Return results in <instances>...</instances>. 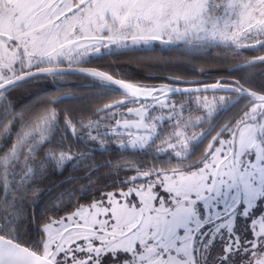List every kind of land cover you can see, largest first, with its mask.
I'll return each instance as SVG.
<instances>
[{"label":"snow or ice","instance_id":"6c2138e0","mask_svg":"<svg viewBox=\"0 0 264 264\" xmlns=\"http://www.w3.org/2000/svg\"><path fill=\"white\" fill-rule=\"evenodd\" d=\"M131 55L174 66L223 56L229 79L167 75L149 87L124 69L89 66ZM257 68L264 0H0V264H264ZM77 75L110 94L91 112L97 119L56 107L99 99L65 89ZM19 89L33 91L17 108ZM113 147L162 166L97 164L95 153ZM106 166L112 191L95 187ZM73 203L65 216L49 214Z\"/></svg>","mask_w":264,"mask_h":264},{"label":"trees","instance_id":"16d2710c","mask_svg":"<svg viewBox=\"0 0 264 264\" xmlns=\"http://www.w3.org/2000/svg\"><path fill=\"white\" fill-rule=\"evenodd\" d=\"M166 54V53H165ZM255 53L248 52L246 55H254ZM225 60V57L221 56L217 59L215 56H207L203 59H198L194 61L192 65H183V66H174V65H165L163 63H157L155 60H144L138 58L136 55L131 56H113L111 60L104 59L94 62L93 64L89 65L92 67L107 69V68H120L124 69L127 73L124 78L131 79L138 82H141L146 85H160L163 83H170L168 80L162 79V77L167 75H181L187 80L192 81H204L206 83H213L217 79H229L227 75V69L222 66V62ZM112 61L116 63L113 64ZM168 68V72L160 71L162 68ZM204 70V74L201 75L199 73V69ZM255 77L250 81V84L254 87L259 89L261 87L262 82H264V68H257L254 70ZM234 78L240 79L241 82H244L245 77L248 75L247 73L236 72L232 74ZM86 84H89L88 80L81 78L80 76H73L68 79L65 84L66 90H73L72 92L75 96H88V97H99V99H67L63 104L56 105L59 109H67L72 118L78 119L81 116L90 117L91 119H97L96 116H92L91 112L93 111L94 107H100L104 103L109 102V93H103L98 89L95 91H87ZM50 87V86H48ZM81 88L85 91H78L77 89ZM33 90L28 89H19L12 94L13 100L16 102L17 108L21 104L27 103L31 99V93ZM223 93V92H222ZM222 95H227V93H223ZM196 114H201L198 110L194 109ZM16 131V126L13 127V132ZM11 138L9 137L3 144L5 146L10 145ZM96 163L103 164L105 161H112L113 163L120 162L121 165L125 163H135L140 165H150V164H157V166H162L159 160H152L151 156H145L144 153H137L134 154L132 151H126L123 153L124 159L121 158V154L113 147L112 154L109 155H102L99 152L95 153ZM68 175V172L65 171L64 176ZM77 176H83V172L75 173ZM135 175L134 171H124L121 170L119 172V176L121 178ZM64 176H55L53 177L56 180L63 179ZM99 176V182L95 186L97 189H103L106 191H112L113 188L109 187L111 181L115 180L117 177L112 174V169L110 167H102L100 171L97 173ZM79 183H86V181H79ZM70 186H78L77 185H66L65 187ZM99 191L95 192V195L99 197ZM91 197L87 199H82L80 203H90ZM75 208V203L69 205L67 208L63 209L62 211L52 213L50 215H55L59 217L63 214L73 211ZM39 212V208L37 209Z\"/></svg>","mask_w":264,"mask_h":264},{"label":"flooded vegetation","instance_id":"af4514ba","mask_svg":"<svg viewBox=\"0 0 264 264\" xmlns=\"http://www.w3.org/2000/svg\"><path fill=\"white\" fill-rule=\"evenodd\" d=\"M90 67H92V66H90ZM86 85H88V84H86ZM179 85H189V84H183L182 83V84H179ZM77 90L78 91H85V90H82L81 88H79ZM86 90L87 91H95L94 88H87ZM67 91H73V90H67ZM242 107H243L242 104H239V105H236L235 107H233L226 115L223 116V119L220 122L223 123L224 121L229 120L231 117L236 116L237 114H239V112H240ZM206 143H207V141L205 142V145H206ZM198 157H199V152L197 153V157H195V158H198Z\"/></svg>","mask_w":264,"mask_h":264},{"label":"rangeland","instance_id":"374dc122","mask_svg":"<svg viewBox=\"0 0 264 264\" xmlns=\"http://www.w3.org/2000/svg\"><path fill=\"white\" fill-rule=\"evenodd\" d=\"M146 85V84H145ZM147 86H149V87H152V86H154V85H147ZM158 86V85H157ZM220 95H222L223 93H219ZM88 204V203H87ZM72 212V211H71ZM71 212H68V213H71ZM68 213H66V214H63V215H61V216H65V215H67ZM61 216H59V217H57V218H60Z\"/></svg>","mask_w":264,"mask_h":264},{"label":"water","instance_id":"95a60500","mask_svg":"<svg viewBox=\"0 0 264 264\" xmlns=\"http://www.w3.org/2000/svg\"><path fill=\"white\" fill-rule=\"evenodd\" d=\"M177 86H180V87H193L195 85H177Z\"/></svg>","mask_w":264,"mask_h":264}]
</instances>
